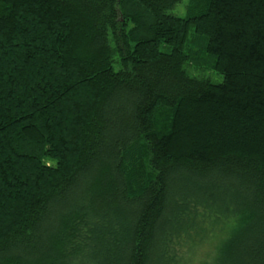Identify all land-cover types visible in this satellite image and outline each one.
<instances>
[{
    "label": "trees",
    "instance_id": "obj_1",
    "mask_svg": "<svg viewBox=\"0 0 264 264\" xmlns=\"http://www.w3.org/2000/svg\"><path fill=\"white\" fill-rule=\"evenodd\" d=\"M181 1L0 0V264H264V0Z\"/></svg>",
    "mask_w": 264,
    "mask_h": 264
},
{
    "label": "rangeland",
    "instance_id": "obj_2",
    "mask_svg": "<svg viewBox=\"0 0 264 264\" xmlns=\"http://www.w3.org/2000/svg\"><path fill=\"white\" fill-rule=\"evenodd\" d=\"M187 0L175 4L168 11L170 15L182 17L186 13ZM186 71L190 76H200L213 83H220L222 76L212 70H194L187 66ZM191 228H183L174 233V240L168 256L169 264H210L216 255L219 243L230 233L232 221L226 224L211 225L205 217L193 220Z\"/></svg>",
    "mask_w": 264,
    "mask_h": 264
}]
</instances>
